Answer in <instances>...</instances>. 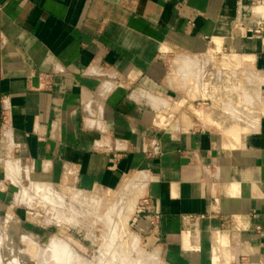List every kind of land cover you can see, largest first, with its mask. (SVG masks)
<instances>
[{"label":"crops","instance_id":"1","mask_svg":"<svg viewBox=\"0 0 264 264\" xmlns=\"http://www.w3.org/2000/svg\"><path fill=\"white\" fill-rule=\"evenodd\" d=\"M262 19L264 0H0V214L23 218L22 184L128 189L160 263L264 264ZM241 100L254 127L223 113Z\"/></svg>","mask_w":264,"mask_h":264},{"label":"rangeland","instance_id":"2","mask_svg":"<svg viewBox=\"0 0 264 264\" xmlns=\"http://www.w3.org/2000/svg\"><path fill=\"white\" fill-rule=\"evenodd\" d=\"M174 55L176 73L182 55ZM20 194L23 218L0 214V264H162L132 225L143 198L128 189L83 193L34 183Z\"/></svg>","mask_w":264,"mask_h":264},{"label":"built area","instance_id":"3","mask_svg":"<svg viewBox=\"0 0 264 264\" xmlns=\"http://www.w3.org/2000/svg\"><path fill=\"white\" fill-rule=\"evenodd\" d=\"M252 32L254 34H261L264 32V19H262L256 24ZM223 113H225L226 115L230 117H234L237 121L245 125H248L250 127H254L256 124L255 121L251 119L252 118L251 115L254 114V110H252L247 104L243 103L242 100L241 102L237 103V105L235 106L224 107ZM156 149L157 147L155 146L153 150L155 151ZM141 203L142 204L135 211L132 225L135 223L134 222L135 220H143L148 225L149 231L151 232L156 231L158 228L159 219H160L159 213L155 211L154 213L144 215V212L147 210V206H148L147 199L144 198ZM184 219L186 220L187 223H190V224H193V223L195 224L197 220V218H192L191 216H186ZM134 228H135V225H134Z\"/></svg>","mask_w":264,"mask_h":264},{"label":"bare ground","instance_id":"4","mask_svg":"<svg viewBox=\"0 0 264 264\" xmlns=\"http://www.w3.org/2000/svg\"><path fill=\"white\" fill-rule=\"evenodd\" d=\"M44 190H45V191H47V193H48V194H50V195H52V194H53V192H52V193H50V192H49V190H47L46 188H44ZM44 195H45V194H44ZM53 195H54V194H53ZM58 240H59V239H58ZM61 242H63V241H61ZM52 243H53V242H52ZM64 244H65V243H64Z\"/></svg>","mask_w":264,"mask_h":264}]
</instances>
